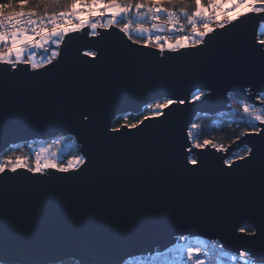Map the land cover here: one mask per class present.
Segmentation results:
<instances>
[{"label":"water","instance_id":"95a60500","mask_svg":"<svg viewBox=\"0 0 264 264\" xmlns=\"http://www.w3.org/2000/svg\"><path fill=\"white\" fill-rule=\"evenodd\" d=\"M241 20L215 28L199 50L166 52L163 57L154 48L133 44L116 26L97 29L98 37L88 35L85 27L65 38L60 47L63 59L55 67L32 72L19 66L16 90L6 101L10 115L7 130L0 132V154L10 146L72 135L77 137L78 152L102 148L105 155L103 163L89 165L91 176L86 173L79 179L55 170L46 177H33L26 170L8 173L16 175L11 181L16 196L5 210L9 227L25 234L45 229L42 243L64 237L73 245L81 236L101 239L119 232L127 237L119 246L124 260L165 250L180 237L218 240L237 255L244 242L232 235L222 217L235 185L249 170L238 162L229 175L223 159L252 146L257 138L242 136L226 151L196 149L188 129L197 114L230 111L229 92L237 101L260 105L256 99L260 89L224 64V53L237 43H253L264 24L258 16ZM89 48L104 55L95 64L78 63L76 57ZM5 67L0 65V75ZM157 67L184 71L158 73L153 71ZM77 84L81 88L73 97ZM198 90L207 95L192 101ZM165 98L186 103L171 106L164 116L145 121L138 129L110 131L118 116L139 115L148 104ZM74 105L97 110L89 132L77 125L82 118ZM104 125L107 137L102 136ZM189 156L202 161L195 171L188 170L193 167L186 165Z\"/></svg>","mask_w":264,"mask_h":264},{"label":"snow or ice","instance_id":"6c2138e0","mask_svg":"<svg viewBox=\"0 0 264 264\" xmlns=\"http://www.w3.org/2000/svg\"><path fill=\"white\" fill-rule=\"evenodd\" d=\"M105 14L106 19L100 22ZM133 16L134 19L130 18ZM249 16L264 18V0H206V3L204 0H0V65L6 66L0 75V132L7 130L10 113L6 101L16 90L14 81L19 66L24 65L32 72L46 70L48 66L55 67L63 59L60 47L70 33L87 27L90 29L88 35L98 37L97 29L107 30L116 26L133 44L154 48L163 57L166 52L181 53L182 50H199L200 46H206V37L215 31L210 26L213 22L216 28H224L237 21L243 22L241 18ZM134 36L144 39H134ZM41 50L43 54L37 58V52ZM103 55V51L89 48L76 60L85 65L95 64ZM224 64L234 75L247 77L251 87L260 89L256 99L264 105V38H254L253 43L244 41L233 45L224 53ZM153 71L180 74L184 70L157 67ZM80 88L78 84L73 86V97L78 96ZM246 91L251 93V88ZM206 95L205 91L198 90L192 94L191 100L197 101ZM228 95L231 97L233 94L229 92ZM185 103V99L179 98L150 103L147 105L150 115L134 122L125 117L124 123L112 127L110 131L119 133L122 128L138 129L145 121L164 116L165 110L171 106ZM74 108L82 118L76 120L77 125L82 132H89L98 118L97 110L91 106L83 110L79 105H74ZM236 110L241 120H247L251 125V130L243 131L241 136L257 139L252 146H246L243 154L223 159L229 175L238 162L249 173L235 185L229 210L222 220L232 235L244 242L231 259L236 264H264V127L257 126V122L264 125V108L244 102ZM104 128L102 136L107 137V125ZM198 128L200 125H192V129ZM188 138H193L191 129ZM240 139L238 136L237 140ZM241 143L244 141L241 140ZM77 147L76 136L62 135L47 147H41L33 163L15 153L0 159V264H75L76 261L79 264H125L124 257L119 254V246L127 237L119 232L101 239L90 234L81 236L75 245L64 237L42 243L41 232L45 229L25 234L9 227L6 222L5 210L16 196V189L11 184L16 175L9 177L7 174L26 170L33 177L37 174L46 177L49 170H55L64 174L65 178L79 179L86 173L91 176L89 165L103 163L104 151L101 148L97 152L80 153L75 151ZM193 147L225 150L210 139L196 141ZM201 163L191 156L186 160V165L193 166L189 171H195ZM197 243L205 245L207 251L191 245L184 249L187 260L194 261V264H209L212 255L222 252V248L215 250L208 247L206 241ZM201 255L206 259H200ZM178 264L185 262L181 260ZM217 264H224L219 256Z\"/></svg>","mask_w":264,"mask_h":264},{"label":"trees","instance_id":"16d2710c","mask_svg":"<svg viewBox=\"0 0 264 264\" xmlns=\"http://www.w3.org/2000/svg\"><path fill=\"white\" fill-rule=\"evenodd\" d=\"M206 3V0H204ZM61 9H57L59 11ZM264 38V24L258 30V39ZM134 39H141L134 36ZM162 102V101H159ZM243 103L237 101L231 97H229V105L231 110L228 112H221L210 116L208 114H197L193 123L190 125L188 131L191 129L193 133V138L190 139L192 145L196 142H203L205 139H210L216 142L219 145H222L223 149L227 148L228 146L232 145L236 140L237 137L241 136L243 131H250L251 125L247 123V120H241L240 113L236 110L238 106ZM258 108H264V105L260 104L257 106ZM150 115V110L148 107H144L139 115H121L118 116L111 124V127H116L119 124L124 123V118L127 117L129 121H136L142 119L144 116ZM193 124L200 125L198 129H192ZM257 126L259 124L257 122ZM35 142H30L27 144H18L14 146H10L6 151L0 154V159H3L6 155H12L15 153L16 155H20L22 157H27L29 159V163L34 162L33 152L30 151V147ZM246 150V148H239L233 151L227 158L235 155H241ZM76 152H78V147L76 148ZM192 157V156H191ZM67 155L65 156V159ZM193 158V157H192ZM75 264H78L75 262Z\"/></svg>","mask_w":264,"mask_h":264},{"label":"built area","instance_id":"2783aa9c","mask_svg":"<svg viewBox=\"0 0 264 264\" xmlns=\"http://www.w3.org/2000/svg\"><path fill=\"white\" fill-rule=\"evenodd\" d=\"M211 15L212 13L209 12ZM107 15L100 18V22H104ZM183 23V21H181ZM222 22V21H221ZM214 29L216 28V23L213 22L210 24ZM90 32V29H88ZM169 35H180V33H168ZM42 50L37 52V58L42 55ZM197 241H206L208 247H212L215 250L222 248V252L218 251L217 255H212L209 264H217V256L220 257V260L224 264H236V261H233L231 257L236 256L235 253L227 251L222 247V244L218 240H207L201 237H180L178 238L173 245L166 248L162 251H153V253H148L145 255H135L128 257L124 260L125 264H178L179 261L185 262V264H194V261L187 260V252L184 251L185 246L191 245L193 247H200L202 251H207V248L203 244H198ZM182 253V254H181ZM200 259H206L205 256L201 255Z\"/></svg>","mask_w":264,"mask_h":264},{"label":"rangeland","instance_id":"374dc122","mask_svg":"<svg viewBox=\"0 0 264 264\" xmlns=\"http://www.w3.org/2000/svg\"><path fill=\"white\" fill-rule=\"evenodd\" d=\"M107 15V14H106ZM130 18H133L134 19V16L133 17H130ZM263 26V24L260 25V28ZM136 37H139V38H144L142 36H136ZM147 107V106H145ZM62 136V135H61ZM58 137L54 138V139H57ZM54 139H51V140H46V141H37L35 142V144H32L31 147H30V151L33 152V158L35 160V154L36 152L41 148V147H47L49 144L52 143V141ZM76 151V149H75ZM67 154H65L66 156Z\"/></svg>","mask_w":264,"mask_h":264}]
</instances>
